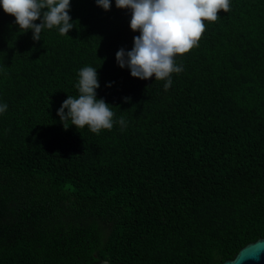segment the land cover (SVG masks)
I'll use <instances>...</instances> for the list:
<instances>
[{
    "label": "trees",
    "instance_id": "16d2710c",
    "mask_svg": "<svg viewBox=\"0 0 264 264\" xmlns=\"http://www.w3.org/2000/svg\"><path fill=\"white\" fill-rule=\"evenodd\" d=\"M230 5L168 90L118 66L139 32L115 0H71L39 41L0 6V264H221L264 237V0ZM85 66L99 135L57 115Z\"/></svg>",
    "mask_w": 264,
    "mask_h": 264
},
{
    "label": "clouds",
    "instance_id": "9594fccd",
    "mask_svg": "<svg viewBox=\"0 0 264 264\" xmlns=\"http://www.w3.org/2000/svg\"><path fill=\"white\" fill-rule=\"evenodd\" d=\"M95 2L105 11L111 8V0ZM0 6L15 17L20 30L32 31L34 41L41 39L44 29L56 28L64 36L74 27L69 15L71 0H0ZM115 6L130 10V29L139 32L130 51L121 48L116 52L118 66L128 68L134 78L148 80L155 76V81H166L165 90L172 84V74L183 71V66L176 63L177 54L198 47L206 27L204 21L216 22L221 10L228 13L231 8L230 0H115ZM78 77V97L68 95L57 110L65 130L69 125L78 131L87 126L97 135L101 130H112L115 113L104 99L97 98V69L85 66ZM7 109V103L0 104V114ZM119 124L121 131L127 127L123 118Z\"/></svg>",
    "mask_w": 264,
    "mask_h": 264
},
{
    "label": "water",
    "instance_id": "95a60500",
    "mask_svg": "<svg viewBox=\"0 0 264 264\" xmlns=\"http://www.w3.org/2000/svg\"><path fill=\"white\" fill-rule=\"evenodd\" d=\"M96 264H112L103 260ZM221 264H264V237L243 246L233 259H228Z\"/></svg>",
    "mask_w": 264,
    "mask_h": 264
}]
</instances>
